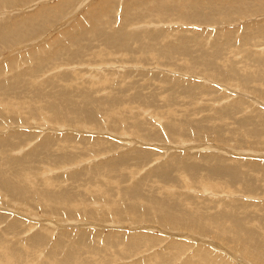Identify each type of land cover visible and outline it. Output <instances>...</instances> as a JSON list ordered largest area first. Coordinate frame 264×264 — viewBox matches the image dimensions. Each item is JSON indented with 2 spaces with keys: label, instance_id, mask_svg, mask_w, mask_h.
<instances>
[{
  "label": "rangeland",
  "instance_id": "obj_1",
  "mask_svg": "<svg viewBox=\"0 0 264 264\" xmlns=\"http://www.w3.org/2000/svg\"><path fill=\"white\" fill-rule=\"evenodd\" d=\"M0 264H264V0H0Z\"/></svg>",
  "mask_w": 264,
  "mask_h": 264
},
{
  "label": "bare ground",
  "instance_id": "obj_2",
  "mask_svg": "<svg viewBox=\"0 0 264 264\" xmlns=\"http://www.w3.org/2000/svg\"><path fill=\"white\" fill-rule=\"evenodd\" d=\"M102 9V8H101ZM49 10V9H48ZM41 11V10H40ZM57 10H55V12H56ZM48 13V12H47ZM44 15H46V13H44V12H39V14H38V16H44Z\"/></svg>",
  "mask_w": 264,
  "mask_h": 264
}]
</instances>
